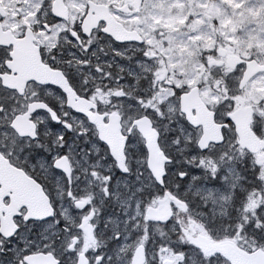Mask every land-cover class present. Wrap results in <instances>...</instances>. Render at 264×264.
Returning a JSON list of instances; mask_svg holds the SVG:
<instances>
[{
    "label": "snow or ice",
    "instance_id": "6c2138e0",
    "mask_svg": "<svg viewBox=\"0 0 264 264\" xmlns=\"http://www.w3.org/2000/svg\"><path fill=\"white\" fill-rule=\"evenodd\" d=\"M178 2L187 18L166 32L157 0H0V264H264V95L247 100L254 149L234 117L264 56L225 72L197 41L195 71L161 79V48L219 23L205 0ZM197 75L218 138L182 107L191 85L168 83Z\"/></svg>",
    "mask_w": 264,
    "mask_h": 264
},
{
    "label": "rangeland",
    "instance_id": "374dc122",
    "mask_svg": "<svg viewBox=\"0 0 264 264\" xmlns=\"http://www.w3.org/2000/svg\"><path fill=\"white\" fill-rule=\"evenodd\" d=\"M187 3L190 10L192 0H187ZM247 4H249V0H239V2H237V0H217L216 3H213V0H205L203 5L197 4V7L202 9L206 17H217L219 23L214 27L209 22L203 31H199L202 21H192L188 26V30H198L195 36L184 43L172 42L169 49L161 48L160 54L167 56L168 63L166 69L162 63V67L158 73V75L161 76L160 78L162 79L164 77L165 71H171L174 68L182 74L195 71L197 65L193 64V59L194 56L198 54V50L196 49L197 41H200V48L202 49L216 48V57L209 59V64L213 65V62H215L217 65L222 66V70L225 72L231 71L232 69L223 63L225 58L219 53L220 47H229L234 54L240 57L247 56L248 51L251 49H255L264 56V38L260 36V33L264 32V8L257 7L253 10L250 7H244ZM219 5H227L229 10L225 12ZM155 7L160 10L162 15L158 14L151 17L153 26L156 21H159L160 26H162L166 32L175 31L183 20L187 18L188 12L185 11V5L179 3L178 0L166 7H161L160 0H157ZM172 8L176 9L175 13H172ZM237 8H241L242 11L237 12ZM140 22L143 21H131L133 24ZM245 25H252L253 27L246 28L240 35H236L237 30L244 28ZM217 38H219L220 42H218ZM149 42L154 43L157 48H160L159 41ZM189 45H191V47H189ZM172 49H175V51L173 52ZM173 57L176 58L175 62H172ZM199 71L204 73L205 79L208 78L207 73L202 67ZM199 79V75L191 80L185 78L183 81L169 78L170 81L176 84H195ZM214 84L215 82L213 86ZM208 92L209 88L205 85L204 89L200 91V95L205 102H212L208 100ZM167 93L169 95L171 94L170 91H167ZM254 93L264 95V77H259L252 81L251 85H249V91L246 97L237 98L236 110L249 106L247 100L253 98Z\"/></svg>",
    "mask_w": 264,
    "mask_h": 264
},
{
    "label": "water",
    "instance_id": "95a60500",
    "mask_svg": "<svg viewBox=\"0 0 264 264\" xmlns=\"http://www.w3.org/2000/svg\"><path fill=\"white\" fill-rule=\"evenodd\" d=\"M98 9V13H99ZM115 20V18H113ZM116 28L119 31H125L120 29V23L116 22ZM135 35V33H132ZM239 62V58L235 55L229 56V64L234 67ZM264 70V62H252L248 65L247 71L244 73V77L241 81V85L247 83L248 78L254 75L258 71ZM190 103V104H189ZM189 104V105H188ZM182 107L185 108H196L197 109V119L205 122L207 133L211 136L218 138V129L215 126L211 125L210 114L205 112L204 103L200 99L199 92L195 87L192 88L191 92L182 98ZM250 107L240 108L234 112V117L237 122V131L239 133V141L242 145L248 146L250 148H255L257 142L252 136L251 132L248 130V123L250 121ZM197 242L203 243L204 246L208 249L219 248L228 252L229 254L235 255V250L230 247V242H222L219 245L213 244L211 241H208L206 237L201 235L197 238Z\"/></svg>",
    "mask_w": 264,
    "mask_h": 264
},
{
    "label": "flooded vegetation",
    "instance_id": "af4514ba",
    "mask_svg": "<svg viewBox=\"0 0 264 264\" xmlns=\"http://www.w3.org/2000/svg\"><path fill=\"white\" fill-rule=\"evenodd\" d=\"M99 14V13H98ZM21 43H24V42H21ZM220 48H222V47H220ZM224 48V47H223ZM226 48V54L225 55H221V56H223L224 58H225V60H224V62L223 63H225L226 64V66L228 65V63H227V56L229 55V54H231V51H229V49L227 48V47H225ZM22 51H24V52H26L27 51V49L25 48V49H23ZM219 62V61H218ZM214 64H216L215 62H213ZM220 63V62H219ZM217 65V64H216ZM159 77H161L160 75H159ZM168 83H174V82H172V81H168ZM179 85V84H178ZM191 85V87H193V86H195V84H190ZM162 91H170V90H162ZM202 98V97H201ZM204 101V100H203ZM205 102V101H204ZM190 104V103H189ZM188 104V105H189Z\"/></svg>",
    "mask_w": 264,
    "mask_h": 264
}]
</instances>
